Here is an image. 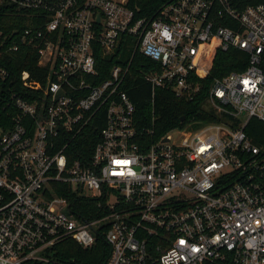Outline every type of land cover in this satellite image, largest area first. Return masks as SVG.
<instances>
[{"label":"built area","instance_id":"built-area-1","mask_svg":"<svg viewBox=\"0 0 264 264\" xmlns=\"http://www.w3.org/2000/svg\"><path fill=\"white\" fill-rule=\"evenodd\" d=\"M233 1L171 0L143 18L127 0H0L28 18L0 31V60L20 48L38 57L20 87L0 62V264H63L55 245L97 237L110 247L104 264H264V144L246 131L264 125V4L239 12ZM120 47L101 78L97 53ZM232 49L246 67L212 79L213 121L157 139L137 127L126 91L135 53L158 66L138 67L153 96L191 100L215 51ZM93 124L92 153L75 158Z\"/></svg>","mask_w":264,"mask_h":264},{"label":"trees","instance_id":"trees-1","mask_svg":"<svg viewBox=\"0 0 264 264\" xmlns=\"http://www.w3.org/2000/svg\"><path fill=\"white\" fill-rule=\"evenodd\" d=\"M170 1L171 0H127V6L134 12L136 17L148 18L154 16L164 4ZM259 4H264V0L233 1V7L239 12H242L249 6ZM21 13V11L14 7L0 5V31L6 33L23 27L25 22H28V18ZM120 39H125L127 42L130 41L129 38L123 36ZM120 50L121 47L118 48L116 53L111 57L104 56L100 51L97 53L96 66L101 78L106 77L110 66L113 64H121V62L117 60ZM131 55L132 52L129 51L128 53L126 50L120 56L122 59L128 60ZM246 59V55L239 50L232 49L226 52L216 50L212 59L210 74L205 80H202L204 86L201 93L191 100H185L176 97L171 90L166 89H157L153 96L150 85L144 81L143 75L138 71V67H143L145 73L152 69H158V66L142 54L135 53L130 68V74L134 77L127 79L126 91L136 106L137 127L139 129L147 127L153 130L154 133L152 137L153 139H157L172 129L184 128L194 121H213L214 118L203 108L206 93L212 79L225 76L233 71H242L246 67ZM37 60L38 57L34 50L20 48L4 56L0 62L10 71L11 75L8 83L11 84L12 82L15 83L16 87H20V73L24 70H28L35 75V72L38 70L36 67ZM151 101H153V103ZM95 127L96 126L93 124L75 141L74 144H76V147L73 150L75 158H84V156L86 158L92 153L98 141L100 130V127L97 129ZM246 131L255 144H264L263 124L252 120L246 128ZM78 199L82 203L79 204L80 207L89 206L93 212H96L95 200H85V198L81 197ZM70 200L72 201V198ZM79 215L83 216L85 212L80 210ZM51 253H53L52 256L55 261L63 264H104L110 254V247L102 237H97L92 247L85 249L74 240L67 239L55 245Z\"/></svg>","mask_w":264,"mask_h":264},{"label":"rangeland","instance_id":"rangeland-1","mask_svg":"<svg viewBox=\"0 0 264 264\" xmlns=\"http://www.w3.org/2000/svg\"><path fill=\"white\" fill-rule=\"evenodd\" d=\"M198 127H199V125L194 124V125H192V127L190 129L191 130H196Z\"/></svg>","mask_w":264,"mask_h":264},{"label":"water","instance_id":"water-1","mask_svg":"<svg viewBox=\"0 0 264 264\" xmlns=\"http://www.w3.org/2000/svg\"><path fill=\"white\" fill-rule=\"evenodd\" d=\"M182 120H183V118H182Z\"/></svg>","mask_w":264,"mask_h":264}]
</instances>
